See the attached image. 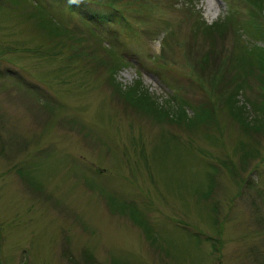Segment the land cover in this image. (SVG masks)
Instances as JSON below:
<instances>
[{
	"label": "rangeland",
	"instance_id": "rangeland-1",
	"mask_svg": "<svg viewBox=\"0 0 264 264\" xmlns=\"http://www.w3.org/2000/svg\"><path fill=\"white\" fill-rule=\"evenodd\" d=\"M252 49L264 0H0V264H264Z\"/></svg>",
	"mask_w": 264,
	"mask_h": 264
},
{
	"label": "trees",
	"instance_id": "trees-1",
	"mask_svg": "<svg viewBox=\"0 0 264 264\" xmlns=\"http://www.w3.org/2000/svg\"><path fill=\"white\" fill-rule=\"evenodd\" d=\"M39 18L37 16V18L39 19V22H41V24H44L48 27V29L50 28V32L49 34L54 38V39H58V38H61L60 37V34H64V31L59 29L56 25L54 26H51L50 24L53 23L52 20H49L47 21L48 17L46 16V14L44 12H39ZM264 53V52H263ZM252 55H249L250 57H248L247 60H249L248 63H245L246 65V68L250 65L251 67H254V66H258L256 61L258 62H261L262 61V58L264 59V55H262V50H255V49H252L251 50V53ZM247 55V54H246ZM253 56V58H251ZM254 64V65H252ZM226 104L228 106V111H229V114L230 116L234 117V119L236 121H240V123H242V125L245 123L244 120H242L238 115H236L237 113L236 112H241L243 114V112H245L246 108H249L247 107V105H244L242 104L239 99H238V93L236 92L235 95H229L227 96V99H226ZM251 108L253 107L255 110H257L256 112H260L261 109H262V114H264V103H262V107H256V106H251L249 105ZM258 116V115H257ZM246 128H243L244 129V132H247L248 131V128L247 126L245 125ZM126 213H127V210H130L129 213H130V216L132 219L135 220L136 224L137 225H141L143 227H147L148 224L145 222V220H142L141 218L138 217V215H140V213L137 211V209L133 206H128L126 208L123 209ZM149 229V228H148Z\"/></svg>",
	"mask_w": 264,
	"mask_h": 264
}]
</instances>
